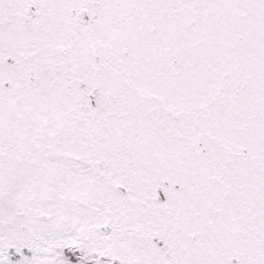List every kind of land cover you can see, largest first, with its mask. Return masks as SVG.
<instances>
[{"label":"snow or ice","instance_id":"1","mask_svg":"<svg viewBox=\"0 0 264 264\" xmlns=\"http://www.w3.org/2000/svg\"><path fill=\"white\" fill-rule=\"evenodd\" d=\"M0 264H264V0H0Z\"/></svg>","mask_w":264,"mask_h":264}]
</instances>
